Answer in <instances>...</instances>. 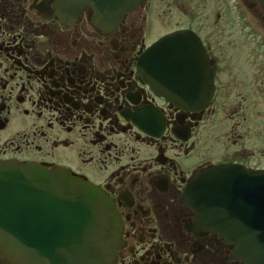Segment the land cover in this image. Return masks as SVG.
<instances>
[{"label":"flooded vegetation","instance_id":"obj_1","mask_svg":"<svg viewBox=\"0 0 264 264\" xmlns=\"http://www.w3.org/2000/svg\"><path fill=\"white\" fill-rule=\"evenodd\" d=\"M91 15L66 24L54 0H0V161L100 188L118 216L113 264H243L185 195L199 176L228 191L264 171V7L140 0L103 31ZM182 31L205 64L173 66L188 76L179 93L211 90L184 107L139 69L154 43Z\"/></svg>","mask_w":264,"mask_h":264},{"label":"water","instance_id":"obj_2","mask_svg":"<svg viewBox=\"0 0 264 264\" xmlns=\"http://www.w3.org/2000/svg\"><path fill=\"white\" fill-rule=\"evenodd\" d=\"M139 1L54 0V4L66 24L91 10L92 25L103 31L114 28ZM258 1L264 7V0ZM188 39L183 31L166 35L139 63L154 90L182 107L211 97L209 87L204 95L179 93L188 89L184 83L188 76L184 68L173 66L205 64L193 59L196 53H189ZM220 171L221 167L214 168L213 175ZM247 179L249 183L227 191L220 185L206 189L199 176L185 200L198 213L209 212L208 225L236 245L243 264H264V171L252 172ZM118 247V216L100 188L59 169L0 161V264H113Z\"/></svg>","mask_w":264,"mask_h":264}]
</instances>
